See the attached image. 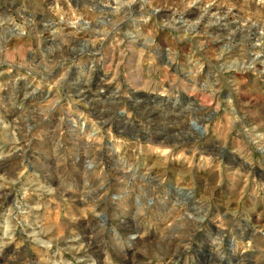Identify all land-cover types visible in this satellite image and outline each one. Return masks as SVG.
Instances as JSON below:
<instances>
[{"label":"rangeland","instance_id":"rangeland-1","mask_svg":"<svg viewBox=\"0 0 264 264\" xmlns=\"http://www.w3.org/2000/svg\"><path fill=\"white\" fill-rule=\"evenodd\" d=\"M263 17L0 0V264H264Z\"/></svg>","mask_w":264,"mask_h":264},{"label":"bare ground","instance_id":"bare-ground-1","mask_svg":"<svg viewBox=\"0 0 264 264\" xmlns=\"http://www.w3.org/2000/svg\"><path fill=\"white\" fill-rule=\"evenodd\" d=\"M91 1V0H90ZM213 1V0H212ZM65 3H67V1H65ZM198 6H200V5H198ZM208 6V5H207ZM206 6V8H204V10L203 11H211V10H217L218 9V7H210V6H208L207 7ZM236 6V5H235ZM82 7L83 8H85L87 11L89 10V9H87V7L86 6H84V5H82ZM173 8V7H172ZM171 8V9H172ZM201 8V7H200ZM196 9H199V8H196ZM176 9H173V12L174 13H176V11H175ZM228 10H230V8H228ZM187 11V10H186ZM172 12V13H173ZM212 12V11H211ZM216 12V11H215ZM185 13V12H184ZM213 13V12H212ZM241 13V12H240ZM214 14V13H213ZM225 14V13H224ZM238 15V14H237ZM180 16V15H179ZM240 16V15H239ZM225 17H227V14H226V16ZM233 17H234V15H233ZM76 18V17H75ZM217 18V17H216ZM264 18V17H263ZM239 19H241V18H239ZM238 19V20H239ZM71 20H75V19H71ZM77 20V19H76ZM220 20V19H219ZM8 21V20H7ZM241 22H245V21H241ZM240 22V23H241ZM11 24V26H10V29L12 30V32L14 31V29H16L15 28V24H12L10 21H8V24ZM66 24H68V25H71V26H73V22H66ZM246 24V23H245ZM260 25V24H259ZM249 26H251V25H249ZM74 27L77 29L78 27H76L75 25H74ZM259 30H261V29H259ZM85 31V30H84ZM10 32V31H9ZM259 32V31H258ZM14 35L16 34V33H13ZM258 34V33H257ZM264 34V33H263ZM231 37V36H230ZM227 38V37H226ZM14 39V38H13ZM1 42H4L3 41V39H1ZM247 45V44H246ZM255 46H258V44L257 43H255V44H252V46L251 47H255ZM250 47V46H249ZM255 55L254 56H256L257 58L259 57V54L260 53H258V52H256V53H254ZM189 81H192V80H189ZM84 93V92H83ZM102 93V92H101ZM122 112H120V114L119 115H122L121 114ZM78 129L79 130H82V131H84V130H86L87 129V127H86V124L85 123H82V122H78ZM201 126V124L196 120V119H192L191 121H189L188 122V129H191V131L193 132V133H199V131H200V127ZM198 129H199V131H198ZM201 133V132H200ZM199 133V134H200ZM92 166V163H89V165L88 166H86V167H84V168H86V169H88V168H90ZM93 167V166H92ZM48 168V167H47ZM89 171V170H88Z\"/></svg>","mask_w":264,"mask_h":264}]
</instances>
